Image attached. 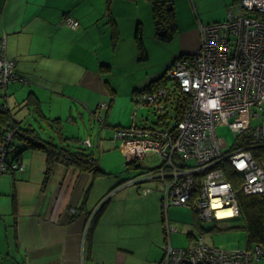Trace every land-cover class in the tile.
Masks as SVG:
<instances>
[{
	"label": "crops",
	"instance_id": "0c3cea01",
	"mask_svg": "<svg viewBox=\"0 0 264 264\" xmlns=\"http://www.w3.org/2000/svg\"><path fill=\"white\" fill-rule=\"evenodd\" d=\"M176 2L185 5L186 10L179 9ZM232 2L173 0L177 25L174 38L180 36L181 55L195 51L204 22L226 19ZM143 3L150 7L147 0H0V53L16 61V71L25 79L24 83L7 86L6 100L10 107L21 109L29 94L35 98V103L22 109L18 118L41 114L39 124L46 125L53 135L48 139L55 142L59 137L54 127L64 137H72V129L63 130L64 117L71 123L75 115H89L91 123L92 118L97 121L102 116L110 125L118 76L130 77L126 84L131 92L124 93L129 109L132 90L137 87L133 29L139 18L137 8ZM190 6L197 13L198 24ZM206 10L212 16L203 20ZM65 15L76 19L78 28L60 26ZM110 87L114 89L111 104ZM25 93L26 97L20 98ZM55 120L57 123H52ZM97 123V147L108 150L114 143L109 140V128ZM87 139L93 150L89 137L77 138L80 145ZM120 145L126 158L128 149ZM20 161L24 171L10 174L12 187H3L9 176L0 177V264L159 263L166 223L172 225L175 214L171 207L164 208L160 186L146 184L152 189L147 195L137 185L119 186L112 191L137 171L103 179V175L92 177L63 164L55 166L44 182L43 153L24 152ZM95 186L97 190L93 191ZM103 203L102 213L91 228L89 217ZM170 242L173 244L172 235Z\"/></svg>",
	"mask_w": 264,
	"mask_h": 264
},
{
	"label": "built area",
	"instance_id": "2783aa9c",
	"mask_svg": "<svg viewBox=\"0 0 264 264\" xmlns=\"http://www.w3.org/2000/svg\"><path fill=\"white\" fill-rule=\"evenodd\" d=\"M235 2L226 20L200 26L195 51L176 58L167 71L166 86L139 98L138 106L154 108L157 123L132 125L115 133L128 156L137 155L131 156L133 162L140 165L150 157L160 161L120 187L157 181L164 208L185 207L205 223L239 215L236 191L224 167L239 175L245 194L264 200V0ZM60 26L76 29L79 22L65 15ZM14 65L0 57V83L13 79ZM182 96L188 100L187 107L176 119L171 106ZM219 125H227L237 140L225 153L215 132ZM10 138L7 134L0 142V172L7 170L4 142ZM11 169L24 167L14 164ZM139 190L149 193L143 185ZM165 228L158 264H257L264 259L261 246L224 251L207 246L203 235L176 249L170 236L177 228L169 223Z\"/></svg>",
	"mask_w": 264,
	"mask_h": 264
},
{
	"label": "trees",
	"instance_id": "16d2710c",
	"mask_svg": "<svg viewBox=\"0 0 264 264\" xmlns=\"http://www.w3.org/2000/svg\"><path fill=\"white\" fill-rule=\"evenodd\" d=\"M235 1L236 0H233L230 7H233L236 4ZM147 2L151 7V11H152L154 39L161 44L169 43L174 38V35L176 34L177 31L175 12L172 6L173 0H147ZM137 32H138V27L136 28V32H135V41L137 43L139 50V59L144 60L147 58V55L144 50L142 41L140 39H137ZM0 57H4L7 60L13 61L15 64L13 69V79L9 80L4 84L0 83V142L3 141L4 137L7 134L11 135L10 140L8 142H4L5 153L3 157L4 160L3 162L7 166V170L4 172H0V174L8 173L13 175L16 172H23L24 169L23 171H20L18 169H11V167L14 164L22 165L20 161V157L24 152L27 151H39L45 155L46 164H45V172H44V182L48 180L53 170L55 169V166H57L58 164H63L65 166L72 167L73 169L81 173H87L92 177H99L105 174L104 171L99 166L98 160L94 156L92 145L88 139L85 140L89 142L88 145L84 143L85 141L83 142V145H80L79 141L76 140L74 137H64L59 131V129H57L56 127L54 128L55 131L58 133L59 142H55L52 139H44L43 137H41L40 133L35 128H33L30 123H28L29 121H31V119L34 120L35 122L37 120L38 123H41V118L43 117L41 116L40 113H39L40 115L34 117L33 116L30 117L27 115L23 118H18V114L22 109H27L28 106L35 103V98H32V94H29L27 98L24 100V103L27 102V104H25L21 109L10 107L9 103L6 100L8 96L6 92L7 86L11 83H20V84L22 82L24 83L25 79L17 73L15 60L8 59L5 55H3V52L0 53ZM175 60L176 58L173 59V62ZM173 62L171 63V65L173 64ZM171 65L167 66L165 70L162 72V74L160 76L158 75L159 77L156 76L155 78H152L146 86L142 88L141 87L133 88L131 101L134 105L135 113L136 111L138 112L139 107H143L137 105V103L139 102L138 100L141 96L145 94L153 93L159 87L166 86L168 82L166 74L169 68L171 67ZM105 67L106 65H102V68ZM113 94H114V89L110 87L109 104H111L112 102ZM187 101H188L187 98L182 96L179 101H177L174 105L171 106V110L174 113V117L176 119H178L186 110ZM147 107L152 110L153 115L157 117V120H159L158 116L155 113L154 108L151 106H147ZM29 111H31V109ZM134 119L136 118L134 117L133 120ZM157 120L154 124L157 123ZM97 121L101 123V126L108 128L111 127L110 125L106 124L105 122L106 120L102 116H99V119ZM142 121L144 122L138 124L137 122H133L132 125H135L137 127L148 124L147 120L144 119ZM52 123H57V121L55 120ZM131 126L122 127V128H129ZM113 128L115 129V133H116L117 130L121 129V126L117 125V126H113ZM115 133H114V139L118 142H121L115 138ZM125 164L127 166L126 172L128 171L135 172L137 170L139 172H137L134 176L127 178L118 186L114 187L112 191H114V189L124 184L128 179H131L141 174L143 172L142 170L145 169L142 168L140 165H138L137 161L129 162L126 160ZM224 171L226 173L228 181L233 185L236 191L239 215L234 219L239 218L243 222L242 229L245 232V246L242 249H253L255 246H261L264 248V200L259 195L245 194L240 187L239 175L236 172L229 169L228 167H224ZM151 182L155 184L154 186H160V190H161L162 187L161 185H159L157 181L155 182L148 181L147 183L145 182V184L144 183L137 184V188L139 189L142 185L146 187V184ZM146 188L149 189L150 192L152 191L150 187H146ZM13 204L15 206L16 204L15 199ZM104 205L105 203L99 205L98 209L93 213L92 218L89 217L91 220L90 223L91 228H93L96 225L98 218L102 213V209L104 208ZM218 222L221 221L207 222V223L216 225L215 223ZM198 223H205V222L198 221ZM187 237L188 238L193 237V240L197 238L192 233H188Z\"/></svg>",
	"mask_w": 264,
	"mask_h": 264
},
{
	"label": "rangeland",
	"instance_id": "374dc122",
	"mask_svg": "<svg viewBox=\"0 0 264 264\" xmlns=\"http://www.w3.org/2000/svg\"><path fill=\"white\" fill-rule=\"evenodd\" d=\"M232 1V0H231ZM176 6L179 9L186 10L185 5L181 2H176ZM208 7H214L216 4H209ZM207 7V8H208ZM175 8V7H174ZM151 7H147L146 4H142L139 8H137V14H139V18L137 17V23L134 24V32H136V24L138 27L137 39L142 41L144 50L146 52L147 58L144 60L139 59V50L137 43L135 41V33L133 34L135 49H136V58L137 62V88H142L146 86L152 78L155 76H160L165 68L173 62L174 58L179 57L182 53L180 51V36L172 39L169 43L161 44L154 39V29H153V18ZM209 9V8H208ZM190 10L192 12V18L198 24V19L196 17V12L190 6ZM212 10V9H209ZM206 15L203 17V20H207L210 18V11L206 10ZM198 13L199 9H198ZM201 21V19H200ZM205 24V22H204ZM203 24V25H204ZM212 24V23H208ZM138 41V40H137ZM125 57L128 58L129 55L126 53ZM158 76V77H159ZM157 77V78H158ZM130 79L129 76H118L116 77V90L115 99L112 102V108L109 114V127L108 132L110 133V141H114L111 143V146L108 150H102L100 147H97L99 127L97 121L93 118L91 125L89 121V115L84 118L78 115H75L74 121L68 123V119L66 117L63 118V121L66 123H62L63 130L67 128L72 129V132L69 133L70 136L82 140L83 138H90L94 143V156L98 160L99 166L104 171L103 179H108L109 176H123L127 175L126 173V158L128 161H132L135 159H131V156H128V152H126V158L123 155L120 147L121 143L115 141L113 139L115 129L113 126L120 125L122 127H128L133 124V122L141 123L144 122L142 120H147L148 124H154L157 120V117L153 115L151 109L147 106L139 107L138 112H134V105L131 103L129 109H126L125 104L127 102L124 101L126 98V94L124 95L126 90L131 92V86L127 85V81ZM133 86V85H132ZM20 90V89H19ZM18 90V91H19ZM26 93L20 98L24 99L26 97ZM21 99V100H22ZM136 118L133 120V118ZM33 128H35L44 139H48L49 135H52L50 131L47 130L46 125H40L36 120V123L29 121ZM108 124V123H107ZM79 129V132H78ZM217 139L219 141V146L222 152L230 151L237 143L235 133L226 125L216 126L215 129ZM55 136L58 139V133L55 131ZM53 136V135H52ZM74 139V140H75ZM132 158H137L136 154H133ZM131 159V160H129ZM160 163V161L156 157L145 158L141 161L140 166L142 168H154ZM137 172H139L137 170ZM9 176L10 180L8 183L4 184L3 187H12V179L10 174L3 173L0 174V177ZM113 177L109 178L112 179ZM106 186V185H105ZM104 186V187H105ZM146 187H150L146 185ZM97 190L95 186L93 191ZM145 206V205H144ZM143 206V207H144ZM152 208V207H151ZM153 209V208H152ZM175 212L171 220L173 227L177 228L176 233H172V241L173 248H182L187 246L190 240H193V237L188 238L187 232L192 233L195 237H199L201 235L204 236V243L207 246H214L224 251H232L237 249H242L245 246V232L242 229L243 222L241 219H230L224 220L214 224L208 223H198L195 219V216H192V211L183 207H171V213ZM194 217V219H193ZM195 220V221H194ZM189 227L186 229V226ZM203 228V231H202ZM202 233V234H201ZM137 250H141V245L137 241ZM162 252V250H161ZM258 264H264V259L258 260Z\"/></svg>",
	"mask_w": 264,
	"mask_h": 264
},
{
	"label": "bare ground",
	"instance_id": "6f19581e",
	"mask_svg": "<svg viewBox=\"0 0 264 264\" xmlns=\"http://www.w3.org/2000/svg\"><path fill=\"white\" fill-rule=\"evenodd\" d=\"M223 211H220L219 214H221ZM224 213V212H223ZM223 215V214H222ZM225 215H230V211H225Z\"/></svg>",
	"mask_w": 264,
	"mask_h": 264
},
{
	"label": "water",
	"instance_id": "95a60500",
	"mask_svg": "<svg viewBox=\"0 0 264 264\" xmlns=\"http://www.w3.org/2000/svg\"><path fill=\"white\" fill-rule=\"evenodd\" d=\"M182 55H180L179 57H181ZM179 57H177V58H179Z\"/></svg>",
	"mask_w": 264,
	"mask_h": 264
}]
</instances>
